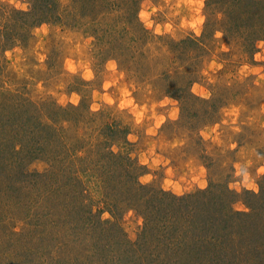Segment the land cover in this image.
Listing matches in <instances>:
<instances>
[{
  "label": "rangeland",
  "instance_id": "1",
  "mask_svg": "<svg viewBox=\"0 0 264 264\" xmlns=\"http://www.w3.org/2000/svg\"><path fill=\"white\" fill-rule=\"evenodd\" d=\"M47 2L55 6L42 12L45 22L28 43L0 51V89L23 87L64 106L85 95L93 110L120 113L131 127L130 152L143 168V184L185 195L227 181L240 194L234 208L246 215H235L232 225L245 239L218 240L221 255L212 263L170 254L171 264H264V209L254 227L246 203L264 190V40L249 32L241 41L229 32H204L210 22L225 27L246 18L247 6L238 11L225 0H0V6L29 11ZM10 15L19 22L18 14ZM120 15L133 18H115L118 44L98 38ZM192 38L204 47L186 42ZM167 85L172 95H164ZM189 91L197 97L183 109L178 97ZM46 167L41 160L28 166ZM8 179L0 172V264H146L145 247L129 255L115 239L129 248L138 247L142 235L154 245L163 242L156 224L120 201L125 192L90 189V180L56 191L36 185L33 192ZM77 215L83 218L75 222ZM241 221L244 228L236 227Z\"/></svg>",
  "mask_w": 264,
  "mask_h": 264
},
{
  "label": "trees",
  "instance_id": "2",
  "mask_svg": "<svg viewBox=\"0 0 264 264\" xmlns=\"http://www.w3.org/2000/svg\"><path fill=\"white\" fill-rule=\"evenodd\" d=\"M225 1L238 11L242 7L246 11L247 6L248 16L241 19L236 17L225 27L211 25L210 22L206 25L205 34L215 37L218 31L225 34L229 32L231 36H236L235 39L241 41L249 39L251 33L255 34V38L264 40V0H255L252 4L251 0L246 2V5L245 2L238 3L239 0ZM52 3L47 2L41 7L34 3L29 11L8 10L0 6V51L17 44L26 45L33 34V28L45 22L46 16H43V13L55 6ZM250 8L252 10L255 8L256 12L257 10L259 12L253 14ZM11 12L18 14L19 22H10L9 16L13 18ZM128 17L133 18L130 15L113 16L109 23H105L98 30L100 35L98 38L105 39L109 36L112 45L116 46L120 40L112 35L115 18L120 19L122 23V20ZM210 25L212 29H209ZM240 26L243 27V35L231 31ZM136 27L138 28V25L134 22L132 30ZM186 42H190L196 48L204 47L200 39L192 38ZM191 54L193 56L194 52ZM162 91L166 96L174 93L168 85ZM194 97L197 95L192 91H189L186 97H178L182 108L185 109ZM130 129V125L120 113L114 114L111 109L93 110L85 95L79 104L64 106L49 98H35L24 91L23 87L2 88L0 172L10 177L8 180L17 185L18 189L28 187L29 184L33 192L39 189L36 185L41 189L43 185L48 186L56 191V188H67L72 185L79 187L76 184L79 182L83 185L85 180H90L93 184L90 189L98 186L100 192H125L119 196L120 201L141 212L147 222L156 224L159 228L156 232L166 244L158 242L154 245L142 235L138 247L129 248L120 239H115L128 250L129 255L139 256L137 252L145 247L144 255L149 258L146 264H171L168 260L171 258L170 254H175L178 258L191 257L195 262L212 263L221 255V252L216 250L218 240L228 241L227 238L238 234L240 238L245 239L243 231L239 228L238 233H233L234 216L246 215V212L235 210L234 204L240 194L231 189L227 181L212 182L208 188L185 195L167 191L153 184L141 183L138 176L140 169L143 168L132 159L130 147L133 144L128 139ZM36 160L47 164L44 171H32L28 168L29 164ZM80 191L88 192L85 188ZM1 192L5 191L0 189ZM253 193L252 198L246 203L253 210V214L247 212V215L251 219L249 222L255 227L253 220L259 217L258 210L264 209V190L258 194ZM40 201L42 202L43 198ZM101 212H97L99 217ZM111 214L118 216L115 212ZM93 215L95 216V213ZM80 216L83 218V215H77L75 222L80 221ZM244 222L237 223L236 227L244 228ZM164 236L168 238L167 242ZM133 262H136V259H133Z\"/></svg>",
  "mask_w": 264,
  "mask_h": 264
}]
</instances>
